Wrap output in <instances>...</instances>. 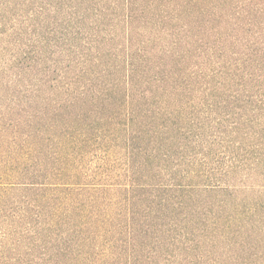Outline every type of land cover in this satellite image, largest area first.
<instances>
[{
	"label": "trees",
	"instance_id": "16d2710c",
	"mask_svg": "<svg viewBox=\"0 0 264 264\" xmlns=\"http://www.w3.org/2000/svg\"><path fill=\"white\" fill-rule=\"evenodd\" d=\"M70 7L0 264H264V0Z\"/></svg>",
	"mask_w": 264,
	"mask_h": 264
},
{
	"label": "rangeland",
	"instance_id": "374dc122",
	"mask_svg": "<svg viewBox=\"0 0 264 264\" xmlns=\"http://www.w3.org/2000/svg\"><path fill=\"white\" fill-rule=\"evenodd\" d=\"M71 2L0 0V216L19 199L20 190H4L22 181V138L48 102L41 98L56 97V69L67 64Z\"/></svg>",
	"mask_w": 264,
	"mask_h": 264
}]
</instances>
